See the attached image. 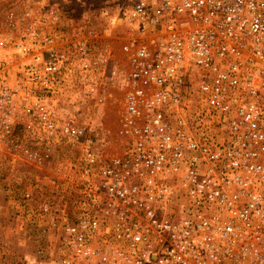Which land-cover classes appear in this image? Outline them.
Wrapping results in <instances>:
<instances>
[{"label":"built area","instance_id":"built-area-1","mask_svg":"<svg viewBox=\"0 0 264 264\" xmlns=\"http://www.w3.org/2000/svg\"><path fill=\"white\" fill-rule=\"evenodd\" d=\"M116 20L117 49L29 12L0 33V139L29 115L40 143L84 141L76 93H123L125 147L86 149L54 264H264V0H130Z\"/></svg>","mask_w":264,"mask_h":264},{"label":"rangeland","instance_id":"rangeland-1","mask_svg":"<svg viewBox=\"0 0 264 264\" xmlns=\"http://www.w3.org/2000/svg\"><path fill=\"white\" fill-rule=\"evenodd\" d=\"M123 3L130 0H0V12L15 16L11 27L0 20V33L5 38L16 31L29 12L36 18L53 17L55 26L68 34L97 30L117 49L114 38L125 35L116 20ZM115 56L119 61L121 53ZM97 94L78 92L68 108V116L86 131L84 141L40 143L42 133L29 115L16 121L9 139H0V264H54L64 249L61 216L73 219L78 213L76 190L88 178L86 149L101 150L108 157L124 149L128 136L121 126V87L105 90L104 108L95 106ZM216 132L222 133L220 128ZM45 204L51 207L47 215L41 210Z\"/></svg>","mask_w":264,"mask_h":264}]
</instances>
